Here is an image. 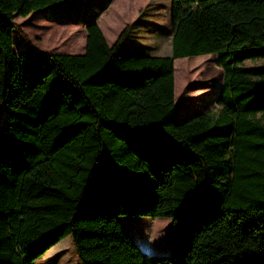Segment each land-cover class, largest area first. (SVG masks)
I'll return each mask as SVG.
<instances>
[{
  "label": "trees",
  "instance_id": "1",
  "mask_svg": "<svg viewBox=\"0 0 264 264\" xmlns=\"http://www.w3.org/2000/svg\"><path fill=\"white\" fill-rule=\"evenodd\" d=\"M66 1L0 0V264L67 237L81 264H264V0H173L170 56L94 20L81 54L17 53L15 18ZM207 55L218 110L176 120L175 61Z\"/></svg>",
  "mask_w": 264,
  "mask_h": 264
},
{
  "label": "rangeland",
  "instance_id": "2",
  "mask_svg": "<svg viewBox=\"0 0 264 264\" xmlns=\"http://www.w3.org/2000/svg\"><path fill=\"white\" fill-rule=\"evenodd\" d=\"M172 1L67 0L43 12L33 13L27 18L17 16L13 34L14 48L18 52L35 48L54 54H81L85 50L86 21L96 20L110 46L118 40L126 27H130L126 41L118 49L119 54L170 56L173 36ZM216 60V56L207 55L175 61L178 68L175 74L176 120L218 110L215 98L223 87L225 74L216 65ZM243 65L261 67L264 66V60L246 61ZM0 127H5V110L1 106ZM146 224L152 229L161 228L171 232V224L168 222L149 219ZM130 233L145 254L170 253L171 235L164 243L156 247L151 245L153 249L146 251L150 245L146 238L142 234L136 235L133 229H130ZM35 264L81 263L77 258L72 238L67 237Z\"/></svg>",
  "mask_w": 264,
  "mask_h": 264
},
{
  "label": "crops",
  "instance_id": "3",
  "mask_svg": "<svg viewBox=\"0 0 264 264\" xmlns=\"http://www.w3.org/2000/svg\"><path fill=\"white\" fill-rule=\"evenodd\" d=\"M94 22L96 23V20H94ZM17 53H20V52H24V51H20V52H18V51H16Z\"/></svg>",
  "mask_w": 264,
  "mask_h": 264
}]
</instances>
